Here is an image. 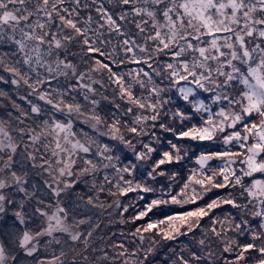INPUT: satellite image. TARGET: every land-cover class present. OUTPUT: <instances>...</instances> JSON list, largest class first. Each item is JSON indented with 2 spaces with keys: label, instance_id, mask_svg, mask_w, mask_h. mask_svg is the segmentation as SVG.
I'll use <instances>...</instances> for the list:
<instances>
[{
  "label": "snow or ice",
  "instance_id": "obj_1",
  "mask_svg": "<svg viewBox=\"0 0 264 264\" xmlns=\"http://www.w3.org/2000/svg\"><path fill=\"white\" fill-rule=\"evenodd\" d=\"M0 84V264H264V0H0Z\"/></svg>",
  "mask_w": 264,
  "mask_h": 264
},
{
  "label": "rangeland",
  "instance_id": "obj_2",
  "mask_svg": "<svg viewBox=\"0 0 264 264\" xmlns=\"http://www.w3.org/2000/svg\"><path fill=\"white\" fill-rule=\"evenodd\" d=\"M0 87L8 88V87H10V86H6V85H3V84H0ZM14 98H15V97H14ZM17 102L23 104L22 101H19V100H18ZM105 110H106V109H105ZM158 134L163 135V136H165L166 138H171L170 135L167 134V133H158ZM183 143H184L185 147H188V146H189V143H188L187 141H184ZM191 146H192L193 149H196V148H197V145H196L195 142H192V143H191ZM184 163L188 166V168H195V167H197L194 158H193L191 161H187V160H186ZM212 166L214 167V166H215V163H213ZM223 194H224L223 190H219V191L214 190L213 192L209 193V194L204 198L203 201H197V204H203V203H206L208 200H210L211 198H214L216 195H223ZM134 198H135V197H134L133 194H129L128 198H126V199L124 200V203H130L131 200H133ZM195 206H196V205H184L183 207H181V206H179V205H169L168 207H166V208H164V209H162V210H154V215H153V214H150V215H153V218L155 219V218H160V217H162V215H164V214H172V213H174V212H181V211L192 210ZM132 214H134V210H133V209H130L129 213L126 214V215L130 216V215H132ZM105 223H106V221H105ZM138 223H141V222L138 221ZM128 227H131V225H129ZM121 228H124L125 231L127 230V228H125V226H123V225H118V224H117V225L111 226L110 228L104 229V231H105L106 233H108V232H111V231H119Z\"/></svg>",
  "mask_w": 264,
  "mask_h": 264
}]
</instances>
